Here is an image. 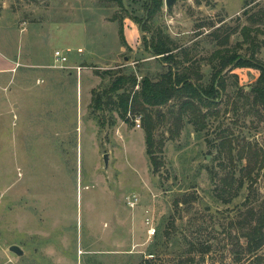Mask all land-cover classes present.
Listing matches in <instances>:
<instances>
[{
  "label": "rangeland",
  "instance_id": "rangeland-1",
  "mask_svg": "<svg viewBox=\"0 0 264 264\" xmlns=\"http://www.w3.org/2000/svg\"><path fill=\"white\" fill-rule=\"evenodd\" d=\"M144 1L0 0V55L8 61L0 69V264H144L155 242L153 264H182L186 256H194L186 264H247L242 232L264 206V166L246 202L247 184L236 189L240 165L229 163L228 145L219 153V142L264 146V113L237 94L254 85L259 69L227 71L226 90L204 124L186 117L171 134L170 120L162 122L159 171L146 153L142 115L93 104L94 90L120 72L141 79L163 71L144 45ZM261 8L264 0H176L149 24L189 50L206 84L216 37L229 34L226 45L237 48L244 25L264 31L253 20ZM247 46L239 52L249 57ZM55 49L71 67L54 65ZM255 56L264 61V46ZM227 173L236 177L228 202L227 187L217 189ZM208 244L207 253L195 249ZM259 254L256 263L264 264V245Z\"/></svg>",
  "mask_w": 264,
  "mask_h": 264
},
{
  "label": "trees",
  "instance_id": "trees-1",
  "mask_svg": "<svg viewBox=\"0 0 264 264\" xmlns=\"http://www.w3.org/2000/svg\"><path fill=\"white\" fill-rule=\"evenodd\" d=\"M118 1L122 4V0ZM163 3L164 0H145V16L143 20L138 18L141 22V29L144 31L145 48L160 61L163 71L144 73L141 79H138L134 72H120L111 80L107 88L100 91L94 90L92 98L94 106L98 109H101L106 102H111L122 117H126L128 112L132 115H142L146 153L154 171H159L164 164V141L161 136H157L162 122L170 120L171 134L180 133L186 117H188L187 121L194 124H204L208 115L216 113V100L226 90L225 74L227 71L236 67L250 66L259 69L254 85L248 91H245L243 87L239 88L237 94L240 99L259 107V110L264 113V61L255 56L261 46H264V39L259 40L257 34L264 33V31L260 28L254 30L251 26L244 25L241 29L243 39L237 43V48L226 45L229 41V34L216 37L219 46L207 57L213 71L209 81L204 84L202 82L204 74L198 69L200 63L195 58L194 60L191 58L189 50L177 46L160 27L152 28L149 24ZM253 20L264 24V8L253 15ZM120 30L122 31V27ZM253 30L256 32L251 34ZM147 32H150L149 37L146 36ZM246 43L247 49L250 50L249 57L239 52V48ZM190 60L197 64V68L185 64ZM136 85H138L137 88H135ZM163 106L167 107L166 111H163ZM226 145H228V161L234 168L240 165V175L237 179L234 173L222 176L217 189L220 187L219 189L223 190L227 187L230 195L224 199L227 202L230 201L235 193L231 191L233 181L236 179L238 182L236 189L247 184L248 196L245 198L247 202L255 189L257 174L264 166V146L247 140L223 138L219 142V153ZM253 214V218L245 224L242 232L245 238V253H248L247 264H258L256 262L262 257L259 251L264 245V206L260 210H255ZM159 244V242L152 244L148 253L154 254L155 257V249ZM191 244V246L195 245L193 242ZM210 248L211 245L208 244L195 249L203 254L207 253ZM193 258L194 256H186L182 264H186V261H193ZM149 262L150 259L144 258V264Z\"/></svg>",
  "mask_w": 264,
  "mask_h": 264
},
{
  "label": "built area",
  "instance_id": "built-area-1",
  "mask_svg": "<svg viewBox=\"0 0 264 264\" xmlns=\"http://www.w3.org/2000/svg\"><path fill=\"white\" fill-rule=\"evenodd\" d=\"M53 55H54L53 61H54L55 66H59V67H63V68L71 67V65H69V57L63 50L55 49L53 52ZM73 67L79 71V70H81L82 66L76 65ZM136 120L138 121V119H136ZM138 125H139V121H138ZM136 201H137L136 196H130L129 197L128 202L131 206H134ZM146 223L148 225L147 233L149 234V236L154 235L156 228H155V226H153V221L149 217H147ZM146 258L151 260L152 258H154V254L148 253V254H146ZM148 264H153V263L149 262Z\"/></svg>",
  "mask_w": 264,
  "mask_h": 264
},
{
  "label": "water",
  "instance_id": "water-1",
  "mask_svg": "<svg viewBox=\"0 0 264 264\" xmlns=\"http://www.w3.org/2000/svg\"><path fill=\"white\" fill-rule=\"evenodd\" d=\"M176 0H164V3L167 8H170ZM104 161L107 162V154H104ZM10 250L14 251L17 254H22L23 249L18 244H12L10 245Z\"/></svg>",
  "mask_w": 264,
  "mask_h": 264
},
{
  "label": "crops",
  "instance_id": "crops-1",
  "mask_svg": "<svg viewBox=\"0 0 264 264\" xmlns=\"http://www.w3.org/2000/svg\"><path fill=\"white\" fill-rule=\"evenodd\" d=\"M6 66H8V61L3 59L2 56L0 55V69L7 68Z\"/></svg>",
  "mask_w": 264,
  "mask_h": 264
}]
</instances>
